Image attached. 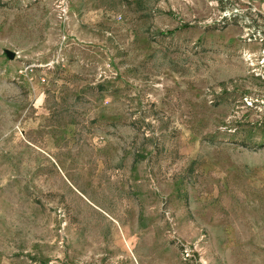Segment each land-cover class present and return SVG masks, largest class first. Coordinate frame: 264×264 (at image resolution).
<instances>
[{
  "label": "rangeland",
  "instance_id": "rangeland-1",
  "mask_svg": "<svg viewBox=\"0 0 264 264\" xmlns=\"http://www.w3.org/2000/svg\"><path fill=\"white\" fill-rule=\"evenodd\" d=\"M0 264H264V0H0Z\"/></svg>",
  "mask_w": 264,
  "mask_h": 264
},
{
  "label": "water",
  "instance_id": "water-1",
  "mask_svg": "<svg viewBox=\"0 0 264 264\" xmlns=\"http://www.w3.org/2000/svg\"><path fill=\"white\" fill-rule=\"evenodd\" d=\"M4 52H5L6 56H7V58H9V59H12L14 57V55H15L14 52L9 50V49H4Z\"/></svg>",
  "mask_w": 264,
  "mask_h": 264
}]
</instances>
